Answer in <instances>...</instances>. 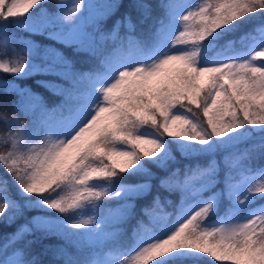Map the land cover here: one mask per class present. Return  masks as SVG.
Segmentation results:
<instances>
[{
  "label": "snow or ice",
  "instance_id": "snow-or-ice-1",
  "mask_svg": "<svg viewBox=\"0 0 264 264\" xmlns=\"http://www.w3.org/2000/svg\"><path fill=\"white\" fill-rule=\"evenodd\" d=\"M45 3L0 0V73L60 97L0 80V221L40 213L0 264H264V0Z\"/></svg>",
  "mask_w": 264,
  "mask_h": 264
},
{
  "label": "trees",
  "instance_id": "trees-1",
  "mask_svg": "<svg viewBox=\"0 0 264 264\" xmlns=\"http://www.w3.org/2000/svg\"><path fill=\"white\" fill-rule=\"evenodd\" d=\"M52 4H53V0H47V3H45L43 5V7H46L49 10H52ZM254 22H258V18ZM8 30H9V32H15L17 36H28V34L25 33V32H20L18 30L13 29L11 23H8ZM237 35H239V33H237ZM31 39L36 41L38 44H43V43L52 44L53 43V41L47 40L44 36H41V35H33V36H31ZM56 46L60 47V45H56ZM0 77H4L3 80H8V81L15 80V83L20 85V86L30 87L32 90H34L37 93H39L40 95H42L44 97V99L56 100V101L60 100V97L53 95L51 92L47 91L45 88L39 86L36 83L37 80H40V79L51 80V79H54L53 77L36 75V76H32V77L27 78V79H15L12 74H8V73H0ZM16 97L17 96H15L14 94L8 95V94H5L3 90H0V109L7 108V110L9 112H11L13 110L12 109V104L16 100ZM21 119H24L22 114H21ZM0 127H2V125H0ZM258 137L259 136L256 137V135H255L253 140L250 141V143H258ZM177 159H181L179 157V155H177ZM189 162L190 161L181 159V164L189 163ZM191 162L195 163V161H191ZM205 162L206 161L203 160V159L200 160V163H205ZM253 165L254 166L264 165V160L256 159V160L253 161ZM149 167H152V170L158 172V174H159V170L156 169L154 166L149 165ZM0 176H6V173L4 172V169L2 167H0ZM139 179H142V177H139V176L126 177V180L128 182H133V181H136V180H139ZM9 182L11 184L10 177H9ZM154 191H155V189H154ZM168 199L172 200L173 203L171 205H166L165 206V211H167L169 213H172V211H173L174 207L176 206V204L179 203V195L178 194H172L171 196L168 197ZM150 201H151V196L146 197L143 200L137 201V209H136L137 217L140 216V208H141V206L150 203ZM35 212H36L35 210H33V211H25L24 216L19 217L18 219H16L11 224H8V223H5L3 221H0V243L3 242V238H4L5 234L14 232V229H15L14 226L21 219L24 220L25 217H29L30 218L31 215H33ZM51 214L54 215V216L55 215H59L58 213H56L54 211L51 212ZM134 224H135V219L130 220L126 224L122 225V227L125 230L126 237L130 236V233L128 231L129 226H133ZM31 238L32 237H29V239H31ZM60 243H62V241H60L57 238L53 237L51 239L44 240V241H42L39 244L33 245L32 246V252L34 254H39L43 250V245H45V244L57 245V244H60ZM205 258L208 259V257H205ZM40 259L42 261H44V264H48V262L52 260L51 252H49L47 255L40 256ZM207 264H219V262H217L215 260L212 261V260L209 259Z\"/></svg>",
  "mask_w": 264,
  "mask_h": 264
},
{
  "label": "rangeland",
  "instance_id": "rangeland-1",
  "mask_svg": "<svg viewBox=\"0 0 264 264\" xmlns=\"http://www.w3.org/2000/svg\"><path fill=\"white\" fill-rule=\"evenodd\" d=\"M32 11H33V13H36L38 11V8L37 9H33ZM146 131H149L150 132L151 129H147Z\"/></svg>",
  "mask_w": 264,
  "mask_h": 264
}]
</instances>
